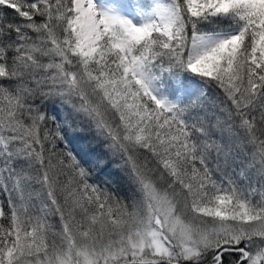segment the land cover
<instances>
[{"label":"snow or ice","instance_id":"6c2138e0","mask_svg":"<svg viewBox=\"0 0 264 264\" xmlns=\"http://www.w3.org/2000/svg\"><path fill=\"white\" fill-rule=\"evenodd\" d=\"M0 264H264V0H0Z\"/></svg>","mask_w":264,"mask_h":264},{"label":"trees","instance_id":"16d2710c","mask_svg":"<svg viewBox=\"0 0 264 264\" xmlns=\"http://www.w3.org/2000/svg\"><path fill=\"white\" fill-rule=\"evenodd\" d=\"M211 95H212V93H210V96ZM78 135L81 136L82 139L77 144V148L80 147L82 144L86 143V141L88 139H90V134L87 133V132H85V133H79ZM109 170H110V175L113 178H116L118 180V177H119L118 171L115 168L112 167L111 163H109L108 166H107V168L105 169L106 172H108ZM103 177H104V172H98L97 173L96 179H97L98 182L101 183V186H103V183H102Z\"/></svg>","mask_w":264,"mask_h":264},{"label":"rangeland","instance_id":"374dc122","mask_svg":"<svg viewBox=\"0 0 264 264\" xmlns=\"http://www.w3.org/2000/svg\"><path fill=\"white\" fill-rule=\"evenodd\" d=\"M101 2L105 4H111V3H117L118 0H101Z\"/></svg>","mask_w":264,"mask_h":264}]
</instances>
